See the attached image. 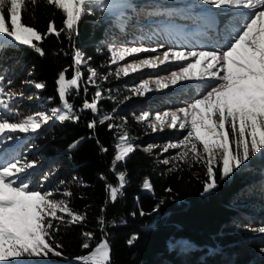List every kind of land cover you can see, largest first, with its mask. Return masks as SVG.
I'll return each mask as SVG.
<instances>
[{
    "label": "trees",
    "instance_id": "obj_1",
    "mask_svg": "<svg viewBox=\"0 0 264 264\" xmlns=\"http://www.w3.org/2000/svg\"><path fill=\"white\" fill-rule=\"evenodd\" d=\"M129 1L130 8L94 10V14L83 16L71 40L67 30L59 37L48 35L39 45L44 55L14 42L0 49V83L8 90L24 93L13 102V114L0 110L10 121L37 111L50 116L51 109L61 107L55 83L59 72L68 69L66 77L71 78L75 50L91 58L82 67L80 91L73 89L68 97L79 115L78 121L50 120L36 133H5L0 137V162L17 158L34 162L25 176L31 186L54 191L57 199H65L62 192L71 191L72 197L67 198L70 207L86 216L80 223L59 224L54 239L62 245L56 249L62 252L61 256L49 253L46 257L19 259L24 264H78L75 258L90 251L82 249L86 239L83 233H93L94 247L102 237L98 218L103 216L104 233L111 245V264H264V233L253 230L264 227V150L234 168L228 177L221 178L216 166L217 186L204 193L207 175L202 163L189 166L176 162L175 169L169 171L173 164L161 161L176 156L177 149H143L149 144L176 141L184 130L150 133L149 123L138 117L161 106L165 99L133 100L131 89L137 83L131 78L139 74L116 75L119 64L111 63L108 49L117 42L131 41V37L142 40L157 26L137 22L139 16L143 18L145 12L153 10L143 7L144 0ZM64 18L62 11L47 5L46 0H37L34 6L29 3L22 15L25 24L42 34L47 32L49 22L57 30L63 29ZM7 26L10 27V19ZM89 67L99 73L96 84L103 96L96 114L90 109L81 111L84 100L91 102L97 90L87 81ZM100 76L107 79L101 80ZM29 80L45 87L36 89L34 84L25 83ZM105 115L113 119L100 124ZM92 121L95 127L89 129ZM108 123L114 125L113 129L109 130ZM124 133L137 147L126 161L118 164L117 171H125L127 180L122 194L112 202L106 185L118 183L109 169ZM73 144L76 146L71 147ZM101 175L107 179L101 180ZM143 178L152 185V191L141 189ZM133 236L136 238L129 245Z\"/></svg>",
    "mask_w": 264,
    "mask_h": 264
},
{
    "label": "snow or ice",
    "instance_id": "obj_2",
    "mask_svg": "<svg viewBox=\"0 0 264 264\" xmlns=\"http://www.w3.org/2000/svg\"><path fill=\"white\" fill-rule=\"evenodd\" d=\"M36 2L37 0H0V49L10 47L11 42H15L16 45L27 46L44 55L39 45L48 35L59 37L67 30L66 35L71 40L78 22L83 16L94 14V10L111 11L132 7L126 0H120L119 3H110L109 0H46L47 5L64 14V28L57 30L54 23L49 22L47 32L42 34L35 27L25 24L22 19L28 4L34 6ZM203 3L216 8L226 6L241 10L245 14L242 21L230 26L234 31L226 36L221 48L187 52L165 51L162 55L118 67L116 75L127 76L141 68H155L170 59L187 62L178 71H173L169 77L144 81L131 91L134 95L143 96L151 90L150 83H154L158 89H165L169 84L176 85L182 81H196L197 89H203L187 106L173 112L157 114L149 127L153 132L162 131L164 127L187 130L183 139L163 146L162 152H168L169 149L180 151L176 156L161 162L165 165L173 164L169 171L175 169L176 162L189 166L192 163H202L207 175L204 193H208L217 186L216 166H219L221 178L228 177L234 168H239L252 155L264 150V0H203ZM9 19L10 27L7 26ZM120 28L123 31L124 23H121ZM108 51L111 63L116 64L118 61H124L126 57L141 52H156V49L110 47ZM89 59L91 58H85L81 51L75 50L72 56L71 78L66 77L68 69L59 72L55 83L61 101L60 108L51 109L50 116L37 111L17 121H10L6 115L0 114V137L5 133H36L50 120L78 121L79 115L74 111V105L69 103L68 97L71 90L80 91L82 67ZM88 73L87 81L96 86L97 90L91 102L84 100L81 111L90 109L96 114L99 112V101L103 99L96 84L99 73L91 67L88 68ZM99 78L107 79L106 76ZM8 83L11 84V81ZM25 83L34 84L36 89L45 87L42 83L30 80ZM84 91L87 92V87ZM23 96V92L8 90L0 83V110L6 114H13V102ZM148 115L145 112L138 120L143 122L148 119ZM112 119V116L105 115L99 123L104 124ZM107 126L109 130L114 127L112 123H108ZM94 127L95 121L88 123L89 129ZM75 146L73 144L71 147ZM136 147L130 142L127 133L119 137L109 169L115 174L118 183L106 185L112 202L122 194L127 180L125 171H117L118 164L126 161ZM153 147L155 146L149 145L146 150L150 151ZM101 150L107 151L106 148ZM34 166V162L27 160L22 162L18 158L0 163V262L4 264H24L19 258L46 257L49 253L61 256L62 252L56 249L62 248V245L54 239L59 224L72 225L86 219L85 215L75 212L70 207L67 198L72 197L71 191L62 192L65 199H57L54 191L38 190L31 186L25 176L27 170ZM100 179L107 178L101 175ZM63 183L61 181V184ZM143 187L152 191V185L147 180ZM101 211L105 209L102 208ZM141 215L144 213L141 212ZM65 216L68 219H65ZM98 223L101 225L102 237L95 247H92L93 233H83L86 239L82 249L90 251L75 258L78 264H111V245L103 228L105 218L99 217ZM253 230L264 233V227ZM135 238L133 236L128 241L129 245Z\"/></svg>",
    "mask_w": 264,
    "mask_h": 264
},
{
    "label": "rangeland",
    "instance_id": "obj_3",
    "mask_svg": "<svg viewBox=\"0 0 264 264\" xmlns=\"http://www.w3.org/2000/svg\"><path fill=\"white\" fill-rule=\"evenodd\" d=\"M126 2L128 4L130 3L129 0H126ZM143 7L153 10L145 12V17L143 18L138 15L137 22L142 24H157V26L149 34H145L142 40L135 36L131 37V41L123 40L117 42L113 47L155 48L156 52L147 51L126 57L124 61H118L119 67H123L129 63H136L142 59H150L156 55H162L165 51L187 52L221 48L224 45L226 36L234 31L230 26L237 21H242L245 15L241 10L226 6L216 8L211 4L203 3V0H144ZM144 18L148 22H143ZM186 63L170 59L165 64L158 65L155 68H141L129 74H139L137 77L131 78L135 80L137 83L136 86H138L144 81H155L169 77L173 71H178ZM196 84V81H182L176 85L169 84L168 88L158 89L154 83H150L149 88L151 90L143 96L132 93L130 97L133 100L141 98L155 99L158 97L165 99L166 102L161 103V106H156L152 111L147 112L149 115L145 121L150 124L154 121L157 114L173 112L191 103L203 91V89H197ZM143 113L145 112H142L140 116ZM179 130V128L164 127L162 131L158 130L153 132L150 130V133L160 134ZM186 134L187 130H184L181 138L167 143H175L183 139ZM167 143H154L149 145L155 146L159 152H162L163 146ZM148 146L143 149L146 150ZM178 151L180 150L177 149ZM144 182L145 179L143 178L140 186L141 189L146 190L143 187Z\"/></svg>",
    "mask_w": 264,
    "mask_h": 264
},
{
    "label": "bare ground",
    "instance_id": "obj_4",
    "mask_svg": "<svg viewBox=\"0 0 264 264\" xmlns=\"http://www.w3.org/2000/svg\"><path fill=\"white\" fill-rule=\"evenodd\" d=\"M216 19V18H215ZM210 25V24H209ZM216 31V30H215Z\"/></svg>",
    "mask_w": 264,
    "mask_h": 264
}]
</instances>
